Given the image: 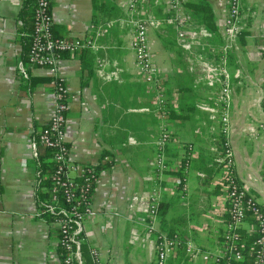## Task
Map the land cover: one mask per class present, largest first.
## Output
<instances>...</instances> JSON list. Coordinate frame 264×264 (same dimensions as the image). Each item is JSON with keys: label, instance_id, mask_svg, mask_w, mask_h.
I'll return each mask as SVG.
<instances>
[{"label": "crops", "instance_id": "0c3cea01", "mask_svg": "<svg viewBox=\"0 0 264 264\" xmlns=\"http://www.w3.org/2000/svg\"><path fill=\"white\" fill-rule=\"evenodd\" d=\"M129 1L50 0L56 38L94 42V47L60 53L58 61L69 103L65 140L70 159L87 166L108 153L114 160L91 193L93 214L82 226L83 264H91L93 249L105 264H155V234L148 236L146 230L148 195L158 200L157 231L174 232L202 249L219 245L214 240L225 216L219 188L225 169L214 161L220 147L210 149L211 137L218 136L219 109L210 100L214 89L188 71L189 54L177 45L176 34L179 25L186 34L206 31L220 39L227 0H184L177 24L167 20L173 13L166 0H139L135 12L146 20L149 47L162 70L159 90L140 79L131 48ZM23 4L0 0V264H62L58 227L40 213L36 189L34 132L53 113L54 82L46 68L26 59ZM242 9L250 10V18L245 23L241 18L238 45L228 58L234 173L264 206L259 128L264 122V0H243ZM153 18L162 25L154 27ZM195 51L205 55L199 47ZM201 102L215 111L202 110ZM162 105L167 110L159 117ZM161 122L169 140L159 150L154 141ZM159 155L165 158L162 174L156 168ZM168 264L214 263L178 248Z\"/></svg>", "mask_w": 264, "mask_h": 264}, {"label": "built area", "instance_id": "2783aa9c", "mask_svg": "<svg viewBox=\"0 0 264 264\" xmlns=\"http://www.w3.org/2000/svg\"><path fill=\"white\" fill-rule=\"evenodd\" d=\"M139 0L129 1L131 12V48L135 56L136 67L140 79L145 83L154 85L162 79L159 66L154 62V58L149 47L148 31L146 20L140 18L138 8ZM184 0H167V4L174 16L168 18V22H177L180 17ZM228 16L225 21L227 27L225 33V43L219 44L223 54L230 48L239 28L237 21L241 0H227ZM139 12V13H138ZM135 13L139 16L134 18ZM52 14L50 0H35L34 31L33 40L29 49L28 62L31 65L46 68L48 72L57 79L54 85V110L47 125L38 132L35 140L36 146L54 147L52 159L56 163V169L51 177V185L42 184L41 176L38 172L36 189L48 193L46 199H39L37 205L40 213L52 217L50 221L60 229L59 244L63 250L62 264H83L80 246L82 242V226L85 219L93 214L91 204L92 182H96L92 168L77 164L70 159V147L65 140L66 113L69 109L66 87L63 79L58 76V61L61 52H75L87 47H94L92 40L81 39H59L52 31ZM213 38L206 31L186 34L182 28L177 29V45L188 52L187 69L190 73L199 77V83L204 84L211 90H216L210 98L215 105L221 107L220 121L223 124L220 129L222 138L218 157L215 159L224 167L223 182L225 186V213L222 220V230L215 239L218 246L213 249H202L191 240H184L178 234L168 235L157 231L154 223L158 211V200L156 196L146 197L148 225L146 227L148 236L155 234L153 245L156 250L155 264H168L170 256L178 249L184 250L191 258L199 257L204 261L214 264L224 262L226 264H241L245 259L241 237V230L247 232L257 231L259 236L253 242L252 264H264V210L261 204L252 197L245 187L241 185L234 173V152L229 141V107L231 104V83L230 73L225 66V58L222 56L221 63H214L206 57V53L214 56L215 48ZM195 47L201 48L205 55H198ZM264 50V49H263ZM220 64V65H217ZM262 109L264 112V89L261 95ZM216 107V106H215ZM215 107L205 106L202 108L211 112ZM220 111V109H219ZM264 126V124H262ZM262 125H260L262 127ZM264 133V127H262ZM165 141L162 140L161 144ZM165 144V142H164ZM163 145H160V147ZM161 150V149H160ZM37 158V151L35 152ZM163 167L162 155L156 161V168ZM199 175L203 176V173ZM59 193H62L64 200L70 203V207H63L59 200ZM249 209L255 222L246 220L245 211ZM91 264H105L99 256L97 250L91 251Z\"/></svg>", "mask_w": 264, "mask_h": 264}, {"label": "trees", "instance_id": "16d2710c", "mask_svg": "<svg viewBox=\"0 0 264 264\" xmlns=\"http://www.w3.org/2000/svg\"><path fill=\"white\" fill-rule=\"evenodd\" d=\"M34 14H35V0H24L23 9L20 14V18H21L20 21L22 22V24L23 22L25 23L26 29L28 30L27 32H29L27 34L28 37H26V41L28 44V50H27V56H26L27 60H28V55H29V49H30V46L33 40ZM51 80L54 82V85L57 83V79L55 77L51 76ZM46 125L47 123L41 129H43ZM38 132L36 133L34 132L35 140L38 136ZM55 151L56 149L54 147H43L41 145H38V152H37V158L35 159V163H36L37 171L39 172L41 176L42 184H44L45 186H49L52 183L51 177L56 169V163L52 159V156ZM111 158H112V155L108 153H104L96 164L87 165V167L92 168V172L94 173L95 178H97L102 171L109 170L110 168H112L114 164V160L113 158L112 159ZM94 185H95L94 182H92L90 193L92 192ZM58 195H59V200H60L61 205L63 207L69 208L70 203H67L64 200L62 193H59ZM47 197H48V193L37 189V201L39 199H46ZM261 208L264 210L263 205H261ZM245 213L247 214L246 220L248 222L250 223L255 222V217L249 209H247ZM49 219H52V217H49ZM58 231H59V236H60L61 234L60 229H58ZM173 233L174 232H169L167 234L171 235ZM258 236L259 234L256 230L252 232L241 230V237L245 244L243 246L244 253H245V259L243 262H241V264H252L253 242L258 238ZM84 248H85L84 243H81L80 249L83 250ZM219 264H226V263L221 262Z\"/></svg>", "mask_w": 264, "mask_h": 264}, {"label": "rangeland", "instance_id": "374dc122", "mask_svg": "<svg viewBox=\"0 0 264 264\" xmlns=\"http://www.w3.org/2000/svg\"><path fill=\"white\" fill-rule=\"evenodd\" d=\"M154 1H158V0H154ZM166 2H167V0H166ZM168 5V4H167ZM242 5H243V0H241V8L239 9V17H238V21H237V26H238V28H239V33L237 34V36H236V38L234 39V41L233 42H231L230 44H231V46H230V48H227V50L225 51V53L223 54V52L221 51V48L219 47V44L220 45H223L224 43H225V35H226V33H225V31H226V29H227V27H225V21H226V18H227V16H228V8H227V12H226V15H225V18H224V26H223V34H222V36H221V38L220 39H217L216 38V36H214V35H211V37L213 36V46H214V48H215V54H214V56H210V54L208 53H206V57L208 58L209 57V59H210V61H212V62H216V63H221V61H222V56H224V58H225V66H226V68H227V70H228V58H229V55H230V53H231V51L232 50H234L236 47H237V45H238V40H239V35H240V33H241V31H242V27L244 26V24L242 23V20H241V18L243 17V22L245 23V21H246V19H249L250 18V10L248 11V10H244V9H242ZM182 9L180 10V17H179V20H180V18H181V14H182ZM173 13V12H172ZM244 15V16H243ZM173 16H174V13H173ZM179 20L177 21V22H179ZM245 20V21H244ZM153 21H154V27H160L161 25H162V21L161 20H159L158 18H153ZM165 21H166V19H165ZM177 22H174V24L176 23L177 24ZM262 24H263V36H264V13H263V18H262ZM177 27L178 28H182L181 26L179 27V25H177ZM244 29H245V27H244ZM177 35V34H176ZM263 49H264V47H263ZM262 56L264 57V50H262ZM155 60V59H154ZM155 62V61H154ZM215 63V64H216ZM217 65H220V64H217ZM159 71L162 73V70H161V68L159 69ZM229 72V71H228ZM230 83H231V80H230ZM161 85H162V79L160 80V82L157 84V83H155L154 85H151V84H149V83H147V86L148 87H150V86H152V87H154L155 89H158L159 90V88L161 87ZM210 90V89H209ZM159 93H160V91H159ZM215 93H216V90H213V92H211V94H210V96H214L215 95ZM142 94L143 95H147L148 94V91H145V90H142ZM231 95H232V91H231ZM159 97L161 98L162 97V94L160 93V95H159ZM207 101L209 102V100L207 99ZM214 103V102H213ZM198 105H202L203 107H205V106H208L206 103H202L201 102V104H198ZM215 105V104H214ZM202 106H201V108H202ZM230 106H231V104H230ZM216 108L217 109H220V111H219V120H217L216 121V124H217V127H218V132H217V134H218V136H212L211 137V141H212V145L210 146V149L212 150V149H214V148H217V150L216 151H218V147H220V145H221V140H222V138H221V136H220V129H222V127H223V124H222V122L220 121V118H221V116H220V114H221V107L220 106H216ZM229 108H231V107H229ZM159 111H158V115H159V117H162V115L164 114H166V110H167V106L165 105H162V111L160 110V109H158ZM202 110H203V108H202ZM204 111H208V110H205L204 109ZM229 131H228V135H229V141H230V143H231V145H232V147H233V143H232V135H231V133H232V121H231V117H230V109H229ZM163 122H161V126H160V130H159V133H158V138H156L155 139V141H154V143H155V145H156V147L158 146V149L160 148L161 150L162 149H164V147H165V144L168 142V140H169V133L164 129V123L162 124ZM262 124H264V122L263 123H261L260 125H262ZM163 125V126H162ZM259 125V128H261V133H262V135H263V137H264V133L262 132V127H264L263 125H262V127ZM157 129V128H156ZM155 130V129H154ZM163 139H165V141H163V143L161 144V142H162V140ZM164 142H165V144H164ZM160 145H163V146H161L160 147ZM263 146H264V144H263ZM159 149V150H160ZM215 152V151H214ZM216 153V152H215ZM217 154V156L219 155L218 153H216ZM216 156V157H217ZM208 157H209V155H208ZM213 157V156H212ZM164 156H162V160H163V167L159 170V173H163V170H165V162H164ZM213 160H214V158H213ZM215 161V163H219L217 160H214ZM263 161H264V156H263ZM199 175V174H198ZM183 178V177H182ZM224 180H223V178H222V182L220 181V186H219V188H220V190L222 191V193H223V195L226 197V194H225V186H224V182H223ZM184 182V181H183ZM185 186H186V184H185ZM184 186V187H185ZM218 236V235H217ZM217 240L218 239H215L214 241H216L217 242Z\"/></svg>", "mask_w": 264, "mask_h": 264}]
</instances>
